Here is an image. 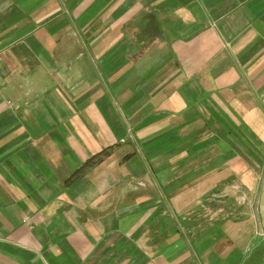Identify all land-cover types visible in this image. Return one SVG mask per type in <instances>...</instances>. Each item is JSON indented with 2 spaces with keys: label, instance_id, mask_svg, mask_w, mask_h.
<instances>
[{
  "label": "crops",
  "instance_id": "crops-1",
  "mask_svg": "<svg viewBox=\"0 0 264 264\" xmlns=\"http://www.w3.org/2000/svg\"><path fill=\"white\" fill-rule=\"evenodd\" d=\"M250 245L264 0H0V264H259Z\"/></svg>",
  "mask_w": 264,
  "mask_h": 264
},
{
  "label": "rangeland",
  "instance_id": "rangeland-1",
  "mask_svg": "<svg viewBox=\"0 0 264 264\" xmlns=\"http://www.w3.org/2000/svg\"><path fill=\"white\" fill-rule=\"evenodd\" d=\"M256 238H257V240H256L254 243L256 244V243L258 242V244H259V242H260L259 239H260V238H258V237H256ZM255 244H254V245H255ZM255 248H256V247H254V248L252 249V245H250V247H249V249H248V253L250 252V250H252V251H253V250H256L257 252L254 251V253L256 252L258 255H262V254H264V247H261V246H260L259 249H258V248L255 249ZM247 260H248V259H247ZM247 260H246V261H247ZM258 263H259V264H264V258H263V259H260Z\"/></svg>",
  "mask_w": 264,
  "mask_h": 264
},
{
  "label": "trees",
  "instance_id": "trees-1",
  "mask_svg": "<svg viewBox=\"0 0 264 264\" xmlns=\"http://www.w3.org/2000/svg\"><path fill=\"white\" fill-rule=\"evenodd\" d=\"M98 158V155L94 156L92 159H97Z\"/></svg>",
  "mask_w": 264,
  "mask_h": 264
}]
</instances>
